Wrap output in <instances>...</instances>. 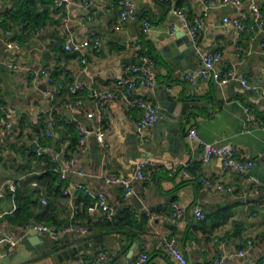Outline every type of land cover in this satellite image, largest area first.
<instances>
[{
    "label": "crops",
    "instance_id": "obj_1",
    "mask_svg": "<svg viewBox=\"0 0 264 264\" xmlns=\"http://www.w3.org/2000/svg\"><path fill=\"white\" fill-rule=\"evenodd\" d=\"M54 1L2 0L0 108L4 109L12 130L5 137L0 125V189H4V197L0 198V248L8 249L5 237H25L31 232L26 231V226L37 222L65 231L57 240L39 233L35 243L44 241L73 249L72 243L83 236L66 229L77 223L88 227L90 234L111 233L102 236V242L80 244V253L61 264H78L80 256L89 261L102 251L108 254L104 264H131L143 253L149 255L146 264H176L159 248L164 238L175 239L176 246L200 264H264V30L255 33L249 28L241 33L224 22L226 17L244 14L251 26L254 20L251 6L256 4L264 15V0H242L239 6L225 5L221 0H129L137 8L138 19L127 21L120 29L116 27L120 24L121 0H92L94 19H89L81 5L83 0H73L63 10L56 9ZM21 5L30 6L39 15L36 27L30 24L26 30L24 23L9 20L10 11ZM175 9L183 10L189 21L203 22L198 44L185 65L174 57L168 58L165 48L157 49L165 37L187 31ZM65 15L71 23L68 33L62 24ZM143 20L151 22L148 33L142 30ZM93 36L102 40L100 51L92 46L80 51L66 49L70 39L78 46ZM9 43H17L20 48L11 49ZM145 45L153 48V56L157 58L151 63L156 84L138 86L134 94L157 105V87L169 82L173 95L194 102L197 114L190 117L182 147L171 143L166 130L156 128V123L140 129L142 112L126 103L122 89L116 85L125 68L132 65L124 63L125 59L141 62V47ZM212 51L222 54L216 68L234 70L237 80L220 86L202 78L194 83L187 79L201 69L202 56ZM46 52L49 57H45ZM160 53L173 64L163 61ZM10 63L21 68L11 69ZM36 73L40 76L39 83H34ZM46 73L61 81L64 89L50 84ZM242 79L257 88L247 90ZM74 81L85 85L79 95L83 104L68 115L66 111L70 109L66 105L75 97L70 95L67 84ZM92 89L111 90L118 95L107 102V146L98 147L99 157L93 148L94 136L90 138L88 154L78 153V144L72 146L73 139L80 138V125L93 129L94 121L87 118V113L95 108L90 97ZM48 92L53 93V100L47 96ZM50 120L54 121L52 129ZM191 129L197 130V137L189 136ZM200 140L217 147H237L241 161L255 162L249 175L256 177L260 185L249 183L234 169H226L220 159L205 164ZM35 144L46 155L36 153ZM71 158H75L76 168L83 173L69 174L67 184L82 186L70 198L64 196L62 189H50L45 173L49 163L64 166ZM143 160L159 168L147 169L144 181L134 180L130 196H125L124 188L105 182L104 175L132 179L137 163ZM185 163H190L189 170L198 178L222 184L232 191L214 190L172 171ZM8 180L16 184L17 191L10 190ZM100 193L117 210L112 224L104 220L95 206L94 195ZM45 198L46 205L42 202ZM174 204L188 210L200 206L207 219L198 221L190 213L173 222ZM225 216L230 219L219 227ZM131 237L138 243L136 247L130 246ZM248 241H253V248L239 255ZM27 247L23 240L11 249L10 256L0 258V264L28 260L31 256Z\"/></svg>",
    "mask_w": 264,
    "mask_h": 264
},
{
    "label": "built area",
    "instance_id": "obj_2",
    "mask_svg": "<svg viewBox=\"0 0 264 264\" xmlns=\"http://www.w3.org/2000/svg\"><path fill=\"white\" fill-rule=\"evenodd\" d=\"M222 4H232L239 6L242 4V0H221ZM73 3V0H55L54 5L58 10H63L68 8ZM81 5L85 8L89 19H94L96 15L94 1L92 0H83ZM119 6L121 7L120 13V24L116 27V29H120L121 26L127 21H137L138 19V11L135 7L134 3L129 0H121L119 2ZM254 13L253 24L250 26L244 14H240L234 17H226L224 22L226 25H230L235 27L239 32L243 33L249 28L252 29L255 33H260L264 30V15L261 9L253 4L251 6ZM2 12V0H0V14ZM174 13L180 16L184 21V27L187 30L188 35L191 38V41L194 46L198 44V36L199 32L203 27V22L201 20L189 21L187 18V14L184 13L183 10L175 9ZM62 24L67 31L70 29V18L68 15H65L62 19ZM142 30L144 33H148L151 28V22L149 20L141 21ZM174 31V30H173ZM175 32V31H174ZM70 34V33H69ZM92 46L95 50L100 51L102 48V40L98 36H93L85 41H83L80 45H75L72 39L66 45V49L68 51L77 50L80 51L82 48ZM8 47L11 49H19L20 46L17 43H9ZM141 51L144 53H148V47L142 46ZM222 54L218 51H212L204 54L201 58V69L192 75H189L187 79L194 83L197 79L202 78L206 80L213 81L216 85H225L232 81L237 80V75L234 70H218L216 68L217 64L221 61ZM142 65H128L125 68L124 74L116 80V85L118 88L122 89L123 98L128 105L131 107L138 108L142 112V116L138 121V127L140 129H147L152 127L159 119L158 115V106L154 104L151 100L136 96L134 94L135 89L138 86H147L153 87L156 84L155 74L151 69V61L147 57V55L141 56ZM85 63V61H83ZM9 67L11 69H19L20 65L15 63H10ZM47 80L50 84L56 85L59 90L64 89V84L61 81L56 80L51 73L45 74ZM40 76L36 73L34 76V83H39ZM242 85L247 90H254L257 87L252 85L246 79L241 80ZM69 93L71 96H74L75 99L67 103L66 108L70 110H74L77 107H80L83 104V101L79 98V95L84 92L85 85L74 81L70 84ZM264 94V91H263ZM47 96L53 100L54 95L52 92H48ZM90 97L95 103V108L87 113V118L94 121V126L92 130H87L83 126H79V142L77 145V152L81 154H88L91 151L90 148V138L92 136L95 137L98 147L101 149L106 148V136L108 134V112L109 108L107 106V102L111 99L118 98V95L115 91L111 90H97L92 89L90 92ZM249 111V109H247ZM0 125L3 127V131L5 137L8 136L10 131L12 130V124L6 120V113L3 108H0ZM250 121V118H248ZM54 121H49V128L52 129L54 126ZM249 131L248 129H246ZM47 135L50 136V131L47 132ZM190 137H197L198 132L196 129H191L189 133ZM200 144L203 149L202 159L205 164L210 163L213 159H220L222 161L223 166L226 169H234L235 171L241 173L245 177V179L249 183H253L254 185L259 186L260 181L253 176L249 175V169L255 165L254 161L243 162L240 160L238 149L234 146L229 147H217L211 143H208L204 140H200ZM38 154L41 156L46 155V153L39 152ZM75 158H71L67 161L66 165L55 166V173L59 176L60 181H68V176L70 173H79L82 174L83 170L76 168ZM158 165L152 163L150 161H140L137 163L132 179L125 178L123 176H107L104 175L105 182L109 185H114L118 187H122L125 189V196H130L133 191V181H144L146 179L145 171L156 170ZM190 163H185L182 165L180 169H172V171H179L186 180L189 181H197L206 185L207 187L218 190V191H232L231 188H227L222 184H214L213 182L204 179L198 178L194 173L189 170ZM10 190L15 192L17 191V186L12 180H8L6 183ZM82 186L73 185L68 183L64 189V196L72 197L74 192L80 190ZM3 188L0 189V198L4 197ZM94 199L96 201V207L101 211L104 220L107 223H114L117 218V210L116 208L109 203L104 194L100 193L98 195H94ZM43 204H47V199L42 200ZM174 211L172 214V221L175 222L190 213H192L196 220L204 221L207 219V214L200 206H195L193 209L188 210L186 208L180 207L178 204H174ZM71 232L79 233L82 236L90 235V230L88 227L83 225H78L77 223H72L66 229ZM26 231H37L39 233H45L49 235L52 239L57 240L59 235L65 231V229H60L55 225H45L42 223L32 222L26 226ZM24 240V237L13 238V237H5V241L7 243L8 249L2 250L0 248V258H5L10 256V251L13 247H16L19 243ZM253 241H248L245 249L240 251L239 255H245L253 248ZM159 248L165 253L169 254L176 264H200L196 261L190 260L187 255L176 246L175 239H162L159 243ZM108 260V254L105 251L100 252L97 256L92 258L89 261H85L83 257H79L78 264H104ZM149 261V255L143 253L139 255L131 264H146ZM215 264H220L219 262ZM249 264H257L256 262H251Z\"/></svg>",
    "mask_w": 264,
    "mask_h": 264
},
{
    "label": "water",
    "instance_id": "obj_3",
    "mask_svg": "<svg viewBox=\"0 0 264 264\" xmlns=\"http://www.w3.org/2000/svg\"><path fill=\"white\" fill-rule=\"evenodd\" d=\"M161 48L166 49L168 58L174 57L175 59L180 60L182 65H185L187 63V60L190 58L195 49L187 31L177 32L175 34H172L171 36L165 37L157 46L158 50H160ZM47 56H50L49 52L45 53V57ZM161 58L163 61H167V58L162 54ZM124 63L133 65L143 64L142 62L131 61L129 59H125ZM167 63L169 65L173 64L171 61H167ZM170 88H173V85L169 82H167L164 86L157 87L156 99L159 119L156 122L155 127L159 129H165L167 132V137L171 141V143L181 146L183 145L184 132L190 120V117L192 114L197 113L194 110L195 104L193 101H191L190 99H186L184 96L180 98L176 97L169 91ZM66 114L71 115L72 111L68 110L66 111ZM33 147L34 151L38 153L39 145L35 144L33 145ZM93 148L97 157H99L100 154L98 152V145L95 137H93ZM108 233L90 234L80 237L72 243V245L75 246L73 249L66 250L67 245L51 246L44 241L39 242L38 244L35 243L34 238H39L40 234L37 231H31L24 237V242L28 243L27 249L31 257L28 260L18 264L65 263L70 259V257L77 256L80 253V251L82 250L80 244H89V242L92 241L102 242L101 237ZM137 245L138 243L131 237L130 246L136 247Z\"/></svg>",
    "mask_w": 264,
    "mask_h": 264
},
{
    "label": "trees",
    "instance_id": "obj_4",
    "mask_svg": "<svg viewBox=\"0 0 264 264\" xmlns=\"http://www.w3.org/2000/svg\"><path fill=\"white\" fill-rule=\"evenodd\" d=\"M11 15H10V18L9 20L13 21L14 23H24L25 25V29L28 30L29 29V25L30 26H33V27H36V20L38 18L39 15H37L35 13V10H32L30 8V6L28 5H21L20 7L18 8H13L12 11H10ZM146 47H148V53H144L142 51V54L143 55H147V57L149 58V60L152 62L153 60H156V56H153V48L150 47L149 45H145ZM160 61V60H159ZM67 85L70 86V84L68 83ZM75 128V126H74ZM79 142V138L77 139H73L72 141V146L75 148L76 145L78 144ZM49 166L48 169L46 170V173H45V178H47L48 180V183H49V186H50V189H54L56 187L57 190H61L64 192V189L65 187L67 186V183L64 181H60L59 179V176L55 173L54 169H55V165H52L49 163ZM66 183V184H64ZM228 219H230L229 216H225L223 217V220L221 221L220 224H218V226H223L226 221H228ZM112 229H115V228H112ZM224 233V232H223ZM227 233V232H225ZM222 234V233H221ZM221 234H216V236H222Z\"/></svg>",
    "mask_w": 264,
    "mask_h": 264
}]
</instances>
